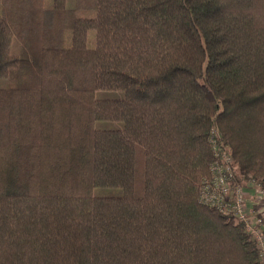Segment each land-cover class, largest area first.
<instances>
[{
    "label": "trees",
    "instance_id": "trees-1",
    "mask_svg": "<svg viewBox=\"0 0 264 264\" xmlns=\"http://www.w3.org/2000/svg\"><path fill=\"white\" fill-rule=\"evenodd\" d=\"M66 1L0 11V264H261L200 191L215 125L264 190V0Z\"/></svg>",
    "mask_w": 264,
    "mask_h": 264
},
{
    "label": "built area",
    "instance_id": "built-area-1",
    "mask_svg": "<svg viewBox=\"0 0 264 264\" xmlns=\"http://www.w3.org/2000/svg\"><path fill=\"white\" fill-rule=\"evenodd\" d=\"M209 138L215 158L209 177L201 185L200 199L244 223L246 232L257 245L260 262L264 264V221L254 209L262 199V188L254 183L251 186L253 194L247 195L245 189L249 182L236 180L232 157L216 126H212Z\"/></svg>",
    "mask_w": 264,
    "mask_h": 264
},
{
    "label": "rangeland",
    "instance_id": "rangeland-1",
    "mask_svg": "<svg viewBox=\"0 0 264 264\" xmlns=\"http://www.w3.org/2000/svg\"><path fill=\"white\" fill-rule=\"evenodd\" d=\"M92 4H93L92 0H77V1L67 0L66 1L67 7L72 8L76 16H91L93 13H95V8L92 6ZM51 5H52L51 0H43L42 8L45 10L46 8H49ZM0 11L6 13L3 0H0ZM65 17H63L62 19L55 20V23L58 26V32H60L59 34L61 35V43L63 42L62 45L68 46L70 45V42H71V29L69 26H67L65 20H63ZM93 35L94 34H91L89 37V40H88L89 46H92L94 44ZM20 49H21L20 41L17 38L14 40L12 51L15 53H19ZM31 68L35 69L33 65H31ZM22 81L23 79L20 76L16 75V76H13V78L9 80L8 79L0 80V86L1 85L5 86L10 83L21 84ZM95 96L97 98L117 99V98H121L123 96V93L118 90H112V91L100 90L95 93ZM96 127L104 128V129H117V128L122 127V123L113 122V121H98L96 122ZM227 148H228V145H227ZM227 150L229 154L231 155L229 148ZM232 162H233V158H232ZM241 180L244 181L245 179L242 178ZM250 185L251 184H249L245 189V192L247 193V195L253 194V190ZM262 191H263L262 199L259 200L258 202L259 204L253 207L254 209H257V211L259 212V214L261 215L264 221V190L262 189ZM94 193L99 196H116V195L121 194V191L116 188L98 187L94 189Z\"/></svg>",
    "mask_w": 264,
    "mask_h": 264
}]
</instances>
